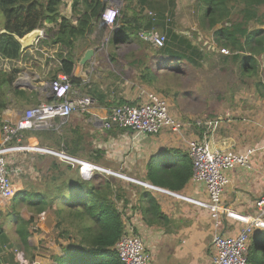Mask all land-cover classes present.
<instances>
[{"label":"crops","instance_id":"1","mask_svg":"<svg viewBox=\"0 0 264 264\" xmlns=\"http://www.w3.org/2000/svg\"><path fill=\"white\" fill-rule=\"evenodd\" d=\"M182 1L187 0H175L174 3L175 14L171 27L175 30L180 28V24L187 23V20L181 18L186 15H178L176 12ZM196 1L199 6V0ZM60 7L59 14L73 22L75 18L70 3L64 14L61 13ZM108 8L109 4L106 2L101 12ZM198 11L197 8L196 18ZM148 15L151 16L149 13ZM104 21L100 16L94 23L92 32L85 39L77 41L72 52L76 65L87 49H93L92 59L84 67L88 73L87 79H75L80 83L72 87L74 91L88 95L84 92L93 91H85L83 86L89 83L103 95V101L93 97V104L86 112H74L65 120L55 119L53 127L49 129L19 132L12 144H27L62 151L80 161L109 170L112 172L108 174L110 177L119 178L121 182L117 183L127 191L124 197L127 202H118L124 212L127 230L142 238L148 251L149 264H210L214 252L213 235L216 232L235 235L244 223L222 212L213 218L209 210L178 196L157 191L136 181L125 180L124 177L132 178L158 187L150 182L148 172L159 173L161 168L166 169L170 164L177 167L191 163L185 140L195 137L196 129L192 131L186 127L182 130V138L168 129L154 135L134 136L130 130L115 123L110 128L104 127V119L119 106L116 105L118 100L128 101V92H134L132 87L135 88L134 83L138 81V63L135 60L142 59L144 55L147 58L151 47L145 41L139 44L109 43L116 21L112 25ZM196 28L199 27L194 24L189 30ZM189 30L180 31L188 35ZM200 32L202 38L198 40L207 44L209 33ZM105 37L107 43L103 46L101 40ZM44 40L45 34L42 30L38 46L42 47L43 53L34 52V46L23 51L20 49L19 55L15 58L9 57V65L0 69L6 74L17 71L13 87L24 91L23 97L20 94L9 95L7 105L0 113L1 122L14 123L25 109L51 99L49 83L54 76L61 78L59 70L68 50L59 43L46 44ZM262 57L264 52L257 58V62L264 68ZM233 98L235 100H231L228 105L221 100L219 105L214 106V111H209V114L214 116L211 115L212 118L207 121L218 120L216 128H207V131L211 132L209 138L216 149L250 154L245 166H237L227 172L228 183L223 187L219 204L221 208H228L236 214L253 217L257 214L256 202L264 194V92H248L245 95L241 93ZM178 139L182 140V144ZM175 150H181L183 155ZM25 158L29 161L31 170L36 172H40L43 165H46V173L50 163L58 159L47 153L18 155L19 162ZM93 172L104 174L100 170ZM174 193L195 200H207L203 185L193 182L192 175L184 187ZM148 197L157 203V213L142 212V209L149 205ZM31 214L32 212L15 196L10 199L0 197V264H19L17 252L20 251L27 259L33 258L35 264H51L49 254L58 252V247L49 241L52 244H46L44 250L41 248L44 242V221L49 219L44 212V219H34L36 225L31 222L24 224ZM20 224H23L21 234L17 232ZM261 230L262 227H254L251 238L263 234ZM21 235L27 240L26 246L21 242Z\"/></svg>","mask_w":264,"mask_h":264},{"label":"trees","instance_id":"2","mask_svg":"<svg viewBox=\"0 0 264 264\" xmlns=\"http://www.w3.org/2000/svg\"><path fill=\"white\" fill-rule=\"evenodd\" d=\"M63 1L0 0L2 29L5 31L0 33V53L7 57H17L20 45L13 35L21 38L36 28L42 29L45 34L44 43H59L68 50L59 71L72 85H76L80 82L73 77L75 62L72 52L76 42L85 39L92 32L106 2L71 0L70 8L75 18L72 22L59 14ZM167 1L171 7L168 2L157 3L156 0H121L114 32L109 39L111 44H139L143 41L140 38L142 31L155 29L163 32L167 38L165 42L157 48L151 46L147 58L144 55L142 59L135 60L138 63V81L147 87L157 82L159 73L165 72L163 69L172 68L173 62L182 61L198 66L202 59V54L188 40L193 35L198 40V35L190 32L188 36L171 27L168 19L171 21L175 0ZM147 8L150 9L148 13L151 16L146 14ZM262 8L264 0H199L197 16L198 29L212 35L215 43V48L207 49L208 52L217 55L222 54L221 50H226L228 54L223 55L222 62L237 63L241 73L253 77L256 91H264V84L258 78L260 66L257 62V57L264 52V29L251 28L249 23L263 24L259 13ZM161 64L163 65L159 66ZM262 70L264 71L263 67ZM16 76L15 70L9 74L0 71V113L6 107L10 94L24 95V91L13 87ZM83 89L93 91L84 93L103 101V95L89 83ZM122 104L132 103L124 99L116 103ZM211 115L213 114L207 116L206 121L212 118ZM1 124L0 121V128ZM204 130L205 127H200L195 134L200 136ZM175 151L183 155L181 150ZM191 175V163L177 167L170 164L166 169L161 168L159 173L148 172L153 185L174 192L180 191L191 179ZM117 182L113 177L96 172L89 179H83L78 165L72 167L54 160L42 180L26 182L14 194L32 212L24 224L31 222L36 225L34 219L39 220L38 214L42 211L47 214L54 235L51 237L59 249L58 252L49 254L51 264H123L114 245L127 230L124 212L118 208L117 201H127L124 200L123 187ZM148 201V207L143 208L142 212L157 213V203L149 197ZM22 226L20 224L17 229L19 234L22 233ZM262 229L263 234L253 238L250 235L247 240L248 264H264V228ZM21 242L24 246L27 245L23 235ZM27 260L30 263L34 261L31 257Z\"/></svg>","mask_w":264,"mask_h":264},{"label":"built area","instance_id":"3","mask_svg":"<svg viewBox=\"0 0 264 264\" xmlns=\"http://www.w3.org/2000/svg\"><path fill=\"white\" fill-rule=\"evenodd\" d=\"M109 8L101 12V19H104L108 25H112L119 15L120 0H109ZM150 13V12H149ZM42 30V29H41ZM201 30L198 28L189 30L202 38ZM191 37V36H190ZM39 37L34 41V52H42V47L38 46ZM140 38L157 48L166 40L163 33L152 29L142 31ZM208 44V45H207ZM207 47L215 48L212 35L208 36ZM31 46V47H32ZM221 53L228 54L226 50ZM10 63L9 57L0 53V69H5ZM51 99L31 106L23 111L22 116L14 123L2 122L0 128V197L10 199L14 196L16 190L12 183L8 171L7 155L18 152H40L54 155L59 161L67 163L70 166L78 164L79 172L83 179H89L92 172L101 170L96 166L80 161L76 158L66 155L63 152L51 151L39 146H29L27 144H12V140L17 138L19 132L33 129H49L53 127L55 119L65 120L72 113H83L93 104V98L85 94L74 91L71 82L63 75L61 78H54L49 83ZM144 100L137 104H122L115 107L111 114L107 116L103 125L110 128L116 124L121 128L128 129L135 135L156 134L163 129L171 130L177 135L182 134L185 125L174 119L168 112L166 100L154 91L147 89L143 92ZM218 120L214 121H196L197 127H205L200 136L196 135L186 140L187 153L190 158L192 168V180L197 184L203 185L207 194V200H195L176 194L174 192L143 184L157 191L165 192L172 196H178L187 202L198 207L205 208L211 212V216L216 218L219 212L237 221L243 222L244 226L235 234L229 235L222 232H216L212 237V246L214 248L210 264H248L247 261V240L254 227L264 228V194L257 200V214L253 217L236 214L228 208L220 206V196L223 187L228 183L227 172L237 166H245L249 161L250 153H239L229 151L214 150L210 152L207 142L210 139L211 132L207 128H216ZM89 170H86V168ZM107 173H110L107 171ZM221 208V211H220ZM38 219H44V212L38 215ZM114 250L123 264H149V255L146 251L142 238L126 230L115 243ZM19 264L30 263L25 258L23 252H17Z\"/></svg>","mask_w":264,"mask_h":264},{"label":"rangeland","instance_id":"4","mask_svg":"<svg viewBox=\"0 0 264 264\" xmlns=\"http://www.w3.org/2000/svg\"><path fill=\"white\" fill-rule=\"evenodd\" d=\"M70 1L71 0L63 1L60 7V11L62 14H64L63 12H65V10L67 9L68 3H70ZM108 1L109 0H106L107 3ZM156 1H158L157 3L168 2V6L171 7L169 1L167 0H156ZM177 8H178L176 10L177 14L182 15L184 13L186 17L184 16L181 18L187 20V23L180 24V28L176 29L177 32H179L180 30H189V27L194 24L199 26V23L195 16L197 8H199L196 0L182 1L180 2ZM149 10H150L149 8L146 9V14H148ZM259 13L261 14V19L263 21V24L257 25L251 22L249 23V26L251 28L258 27L264 29V8L260 9ZM174 14L175 13H173L171 17V21L173 20ZM1 20L3 21V18L0 14V21ZM171 21H169L168 19V22ZM107 31L108 28L106 29V32ZM188 40L190 41V45L196 48L202 54L201 57L202 59L199 60L200 65L196 66L194 64H188L182 61L179 63L173 62V67L168 68L173 70L169 71L168 69H163V71L165 72L159 73V78L157 82L151 87H147L145 85L140 84L138 81H135L134 85L136 86L135 88L132 87V90L134 92H128L129 103H132L134 105L137 104L140 100L141 101L144 100L143 92L147 91V89H150L151 91H154L155 93H157L159 96L163 97L166 100L168 106V112L172 115L174 119L178 120V122L180 121L184 124H187L185 125V128L188 127V129L190 128V130L193 131L194 129L196 130L200 129V127H197L195 125L196 121L198 122L206 121V118L209 115V111L211 109L212 111H214V106L219 105L221 100H224L226 105H228L231 100H235L233 97L238 94L242 93V95H245L248 92H264L263 90L256 91L255 85L253 84V80H254L253 77L241 73L237 63H233L231 61H227L225 63L222 62L224 60L223 54L214 55L209 53L207 50L209 49L207 45L203 44L202 41L197 40L195 35L188 38ZM106 43H107L106 37L102 38L101 44L104 46ZM162 59H164V57H162ZM162 65L163 64L159 66ZM258 78L261 79L260 80L261 83H264V71L261 68V64L258 69ZM147 135H154V134H147ZM179 137L183 138V136H179ZM178 141L182 144V140L178 139ZM51 151H56V150H51ZM27 153L38 154L40 152H32V151L18 152V153L13 152L7 155L8 171L10 173L12 183L14 185V188H16V190H19L21 186L23 187L24 183L27 184L26 182L28 183L36 182V181L39 182V180H42L46 176V171H45L46 165H43L42 167L43 169L40 172H36L34 170H31L29 161L26 158L24 159V161H20V162L18 161L19 154L25 155ZM56 161H58V159ZM61 163L67 164L64 162ZM47 164H49V161L47 162ZM19 167H21V169ZM19 170H21V172H19ZM100 171H102L107 176H109L108 174L112 173L109 170H105L102 168ZM107 171L110 173H107ZM124 178H126L125 180L128 181H132V182L136 181L139 184L140 183L145 184L137 180H133L132 178H127V177ZM116 180L118 182H121L119 178ZM125 191L126 189L123 188L124 196H126L125 193L127 192ZM120 201L122 200L117 201V206L119 209L122 208L118 204V202ZM44 223L45 226L42 229V232L44 233V240H43L44 242L42 243L43 246L41 247L43 250L46 249L45 248L46 244H52L51 243L53 242L52 237H54L53 231L51 229L52 226L50 221H44ZM53 252L55 253L57 251H53Z\"/></svg>","mask_w":264,"mask_h":264},{"label":"water","instance_id":"5","mask_svg":"<svg viewBox=\"0 0 264 264\" xmlns=\"http://www.w3.org/2000/svg\"><path fill=\"white\" fill-rule=\"evenodd\" d=\"M120 4H121V0H120ZM4 32H5L4 30L0 31V33H4ZM41 35H42V30L39 28H36L30 31L29 33L25 34L21 38L16 35H13V36L16 39V41L19 43L21 51H23V50L30 48L32 44L34 43V41H36V39L41 37ZM92 56H93V49H87L84 52V54L80 57V59L75 65V71L73 75L75 79L82 80V81L87 79L88 73L84 70V67L91 61ZM262 65L264 66V62H262ZM207 147L210 152L216 149L214 148L211 139L208 140ZM216 150H219V149H216ZM219 151H224V150H219Z\"/></svg>","mask_w":264,"mask_h":264},{"label":"bare ground","instance_id":"6","mask_svg":"<svg viewBox=\"0 0 264 264\" xmlns=\"http://www.w3.org/2000/svg\"><path fill=\"white\" fill-rule=\"evenodd\" d=\"M90 168L88 167V169L86 168V170H89Z\"/></svg>","mask_w":264,"mask_h":264}]
</instances>
